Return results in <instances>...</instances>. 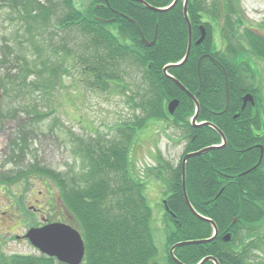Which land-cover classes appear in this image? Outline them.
<instances>
[{"label": "trees", "instance_id": "trees-1", "mask_svg": "<svg viewBox=\"0 0 264 264\" xmlns=\"http://www.w3.org/2000/svg\"><path fill=\"white\" fill-rule=\"evenodd\" d=\"M144 1L160 10H152L140 0H94L85 14L72 7L73 0H63L70 9L59 21L64 28L81 24L92 36L90 44L85 46L97 54L100 49L108 52L106 57L97 55L99 66H93L95 62L89 63L88 59H83L87 63L82 61L86 64V74L95 77L92 85L108 88L109 79L114 78L108 70L118 66L122 56L130 55L136 63L144 66V78L151 94L145 103L142 102L144 113L133 121L125 122L117 130L118 136L114 140L101 137L83 139V152L89 159L91 174L84 187L69 188L54 171L36 164L27 165L13 179L40 176L51 179L58 186L61 200L85 242L86 254L82 264H159L152 259L157 254V247L144 184L131 171L130 149L134 135L150 118L167 119L184 128L188 139L186 154L219 144L222 136L218 131H221L226 136V145L189 158L185 169L186 192L191 205L200 215L215 222L219 233L211 241L180 246L174 253L183 264H198L207 256H212L219 264H257L250 259L254 248L253 236L250 235L257 237V229L264 219V161L259 163L261 149L257 143H260V138L255 133L260 125L259 117L253 113L251 104L241 109L243 96L256 92L250 76L246 74L249 69L245 62H236L234 56L240 52L239 48L232 46L225 32L224 37L228 41L226 52L213 48L209 19L221 10L217 1L213 2L214 7H210L207 0L188 1L193 43L188 60L180 65L178 63L185 57L189 44L182 1L173 8L169 7L174 0ZM95 16L111 22H98ZM205 16L210 17L205 20ZM201 25L206 28L207 37L196 45ZM246 32L251 42L249 50L264 58V36L252 28ZM156 34L154 45L146 46L142 42V37L152 41ZM241 48L246 50L244 44ZM203 55L211 57H204L199 74L197 63ZM169 64L175 65L167 71L173 78L164 72V67ZM44 67L50 70V67ZM58 70L51 69L50 75L57 76ZM224 70L229 78L231 96L226 111ZM25 71L28 72L26 75L16 74V79L23 77L18 82H25L30 76V71ZM177 81L199 101L198 120L213 123L218 131L208 125L194 127L188 122L195 103ZM8 83L11 81L0 82V85L5 84L3 87L7 92L10 90V86H6ZM172 99H178L180 105L175 114L169 116L166 103ZM8 112L16 115L18 109ZM30 112L35 114L39 109L32 105ZM15 147L17 157L22 156L28 148V140L20 136ZM167 168V245L170 248L179 242L210 238L214 232L211 222L194 215L185 201L182 164L177 167L168 164ZM102 176L113 178L106 181ZM7 178L9 176L3 175L0 179ZM229 232L232 239L226 242L223 237ZM244 232L247 233L242 236ZM169 261L170 264H178L171 257ZM6 264L61 263L43 254H14ZM204 264L214 262L209 260ZM258 264H264V258Z\"/></svg>", "mask_w": 264, "mask_h": 264}, {"label": "rangeland", "instance_id": "rangeland-1", "mask_svg": "<svg viewBox=\"0 0 264 264\" xmlns=\"http://www.w3.org/2000/svg\"><path fill=\"white\" fill-rule=\"evenodd\" d=\"M62 1L0 0V82L11 81L6 84L10 86L8 92L3 87L5 84L0 85V174L10 172L15 176L23 172L21 170L27 165L36 164L54 171L66 181L69 188H80L91 179L88 177L91 175L90 162L83 152V139L91 136L105 140L116 139L117 130L125 122L142 115V102L145 103L151 94L144 78V66L136 63L133 58L121 59L118 66L110 68L108 72L120 79L110 78L115 82L107 89L86 85L92 74H86L83 59H88L89 63L95 62L93 66H99L97 55L102 53L105 56L106 52L100 49L97 54L94 49L85 48L86 44H90L91 35L83 32L80 26L74 25L54 33L58 29L59 19L67 11ZM180 1L183 3L184 0ZM214 1L221 8L215 15L220 20L219 25L216 19L212 23L216 38L214 45L221 47L222 43L217 38L223 41L225 32L232 46L238 47L241 52L235 57L236 62H245L248 73L253 75L251 81L257 90V102L252 106V111L260 120L255 133L262 136L264 146V59L249 49L241 48L242 43L251 46L247 26L264 34V0H207V4L214 7ZM93 2L73 0L74 6L83 13L87 12L89 4ZM34 9L36 11L32 13ZM23 18H26V23ZM29 25L31 30L36 31L35 38L27 33ZM34 46L41 49L39 54ZM40 60L45 61L48 67H59L58 75L52 77ZM23 64L28 65L30 76H27L25 82H18L23 77L16 79V74L28 73L22 71ZM32 105L37 106L38 113L30 112ZM16 109V115L8 112ZM191 117H198L195 107ZM188 122L191 123L190 118ZM20 136L28 140V148L22 156L17 157L15 141ZM185 138L181 126L169 123L164 118H152L136 131L132 142V172L144 183V194L151 208L152 234L157 247V254L152 259L159 264H170L166 212L163 207V201L169 194V178L165 172V168H168L165 163L167 161L174 166L179 165L187 143ZM102 177L106 181L113 178ZM23 182H26L23 190L27 198L22 197L23 190L16 189V184L8 187L6 184L0 185L4 188L0 189V210L3 211L4 205L10 202L7 198L9 196L18 206L21 217V221L16 218L12 208L5 214L0 212V264L7 262L14 254H40L24 237L29 228L57 219L75 226L70 213L59 199V190L54 191V205L46 204L50 199H45L49 194L43 188L44 179L36 177L32 181H18V187ZM113 183L111 181V185ZM44 184L49 185L48 182ZM49 186V191H52L53 186ZM26 203L28 206L36 205L39 207L36 209L41 208L43 213L34 208L29 211ZM259 226L257 237L250 235L254 243L250 259L257 264L264 258V219Z\"/></svg>", "mask_w": 264, "mask_h": 264}, {"label": "water", "instance_id": "water-1", "mask_svg": "<svg viewBox=\"0 0 264 264\" xmlns=\"http://www.w3.org/2000/svg\"><path fill=\"white\" fill-rule=\"evenodd\" d=\"M177 2H178V0H175L174 4H176ZM184 14H185V18H186V21L188 23V26H189V46H188V50H187V54H186V58H185V61H186L190 55L191 46H192V29H191V25H190V20L188 19V16H187V4L184 7ZM98 20H101L102 22H109L108 20H104V19H100V18H98ZM205 36H206V32L203 30L202 35L199 38V40L196 42V44H200L205 39ZM143 41L146 45H153L156 41V38H154V40L152 42H148L144 39H143ZM202 59H203V57L200 58V60H199V64H198L199 69H200V62ZM166 70H167V68H165V71ZM226 92H227V107H228L229 102H230V95H229L228 86L226 88ZM248 101L253 102V97L251 95H246L244 97V105H246V103ZM177 105H178L177 100H174L169 104L168 109H169V112L171 114L174 113ZM206 150H202V151L195 153V154L186 155L184 158V161H183L184 194H185L186 202L188 203V205L190 207H191V205H190V202L188 200V196H187L186 188H185V164H186V160L190 156L201 154ZM191 210H193L192 207H191ZM193 212H194V210H193ZM214 228H215V233L217 235L218 229L215 225H214ZM26 237L42 253H44L48 256H51V257H56L59 261H61L63 263L81 264V262L84 258L85 246H84V241L82 239V236L78 230H76L75 228H73L70 225H67L64 223H52V224H47V225L40 227V228H32L27 232ZM225 240L226 241L230 240V234L226 235ZM188 243L189 242H182V243H179V244L172 247V249L170 250V254L173 256V258L175 260H176V258H175L174 253H173L174 249L179 247V246L188 244ZM211 259H213V258L212 257L204 258L199 264H204L206 261L211 260ZM213 260H215V259H213ZM215 262H216V260H215ZM180 264H182V263H180Z\"/></svg>", "mask_w": 264, "mask_h": 264}, {"label": "flooded vegetation", "instance_id": "flooded-vegetation-1", "mask_svg": "<svg viewBox=\"0 0 264 264\" xmlns=\"http://www.w3.org/2000/svg\"><path fill=\"white\" fill-rule=\"evenodd\" d=\"M2 213H7L6 211H3ZM19 219H21L19 216H18Z\"/></svg>", "mask_w": 264, "mask_h": 264}]
</instances>
